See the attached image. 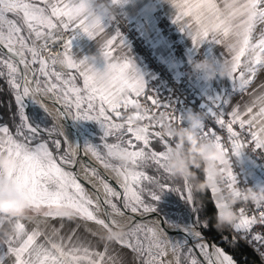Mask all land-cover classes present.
<instances>
[{
  "label": "snow or ice",
  "instance_id": "6c2138e0",
  "mask_svg": "<svg viewBox=\"0 0 264 264\" xmlns=\"http://www.w3.org/2000/svg\"><path fill=\"white\" fill-rule=\"evenodd\" d=\"M91 2L92 0H0V47L7 50V58L0 54V67L7 69V82L14 93L20 119V123L16 125L15 135L9 126L0 124V152H7L10 157H15L19 161L17 165L0 170V184L5 180L8 182L15 180V187L29 208L36 212L42 211L45 217H65L61 209H69L71 212L69 217L78 216L111 231L110 224L116 225V221L106 222L96 215L99 198L93 200L77 174L69 170L76 163L74 153L60 154L59 139L52 140L55 151L50 148L47 140L31 143L39 138L41 131L50 137L62 136L63 133L57 131L55 127L41 129L39 125L30 122L25 111L26 98L40 105L47 113L48 109L42 101L36 99V95H51L53 102L59 105L57 111L61 116L71 115L73 119L95 120L100 123L103 129L100 139L104 141L103 148L106 152H101L98 145L90 142L84 143L85 150L104 168L115 172L122 191H117L96 169H88L86 166V170L101 181L104 203L117 215L124 214L118 204L121 199L123 209L131 213H153L156 206L146 202V192L148 197L156 202L166 188L175 192L181 191L179 188L161 183L158 177L150 176L142 170L144 165L152 162L157 171L162 170L171 176L165 161L169 156L170 141H173L174 137L164 129L174 123H180L181 116L177 117L173 109L171 112H162L159 116L148 108L140 110L137 98L146 94V84L143 77L137 74L131 59L120 60L114 55L118 37L119 44L124 45L118 30L105 41L101 49L105 58L104 68L111 69L108 83L97 82L95 73L99 68L89 64L88 56L79 59L74 56L71 39H64L63 35L58 33L76 30L92 39L103 33L105 27L102 21L95 25L87 22V8ZM170 2L177 10L173 22L192 38L195 46L198 47L209 38L217 44L225 43L230 38L240 40L237 49L229 50L232 56L229 60L231 69L227 77L233 82L234 89L239 86L243 90L256 73L257 66H264V36L257 42H252L255 25L264 22V0H224L223 9L216 0H170ZM111 3L117 5L121 0H111ZM10 14L15 18H9ZM56 44L61 45L62 51L53 54L51 46ZM44 51L48 52V57L43 55ZM252 51H259L261 55L248 56L247 53ZM36 64L39 67L32 68L33 79L29 80L27 73L23 75L20 73L19 65L28 68L29 65ZM57 64L62 65L67 71H58ZM4 75L5 73L0 71V76ZM78 80L82 81V84L78 83ZM30 84L34 87H30ZM146 99L156 108H171L170 105L162 104L156 97L146 96ZM228 103V96H214L210 99L208 111L216 123L227 130L231 153L239 155L245 146L235 125L240 129L247 126L255 149L264 148V94L258 96L244 112H241L237 105L227 113L230 119L226 120L224 105ZM257 105L258 110H254ZM129 108L135 109L133 114L123 116L122 109ZM135 120H148L149 123L137 126ZM156 128L159 130H155ZM200 132L202 138L211 139L214 146L223 153L219 163L224 186L227 189L234 188L237 180L229 164V148L214 131H205L202 127ZM109 137H113L115 142L108 143ZM153 140L160 143L163 150H153L151 148ZM122 147L127 151L134 167L111 162L116 160L115 150ZM145 181L156 188H146ZM183 181L187 189L184 199L192 204V186L187 178H183ZM209 187L214 195L219 191L215 186ZM225 203V200L217 199L216 208L224 206ZM256 205L264 206L262 203ZM4 221V218H0V225ZM257 223L264 225V212L258 217L255 215L249 217L245 214V209L240 208L237 219L230 227L238 234L243 231L245 236L242 238H246L249 230ZM203 226L207 227V223ZM183 231L188 237L203 240L202 233L193 231L192 226L184 227ZM41 235L38 229L27 231L21 218H16L12 234L0 238V245H7V252L0 254V264H4V256L9 254L15 257L14 264L105 262L106 251H96L82 244L66 247L62 241L57 242L51 237H46L44 243H39L38 238ZM237 238L234 236L232 242ZM253 239L264 242V236L260 234L254 235ZM117 241L126 243L129 248L146 256L145 264H162L159 258L166 254L167 245H172L173 251L178 252L187 244V239L182 241L165 239L156 228L142 223L134 224L127 233V239L121 237ZM195 247L199 249L207 264H236L233 257L219 247L212 246L214 251L211 252L205 242L198 243ZM191 251L189 249V253ZM191 264H199V261L193 258Z\"/></svg>",
  "mask_w": 264,
  "mask_h": 264
},
{
  "label": "crops",
  "instance_id": "0c3cea01",
  "mask_svg": "<svg viewBox=\"0 0 264 264\" xmlns=\"http://www.w3.org/2000/svg\"><path fill=\"white\" fill-rule=\"evenodd\" d=\"M216 2L219 7L223 9L224 0H216ZM120 4H122L126 11L137 21L138 27L141 30L143 37L146 38L150 45L161 55V57L170 67H172L174 70H177L178 60L172 51L171 41L165 35L161 34L157 27L159 16L166 15L172 20V22L175 18L177 10L170 0H121ZM104 19H106L108 22V25L105 27V31L96 36V38L92 39L91 41H87V39H80L82 32L75 30L72 38L75 35H77L78 38H71V44L72 52L77 59L83 56H88L92 53H98V51L96 52L94 49V45L98 46L100 49V45L105 43V41L112 35H115L116 31L111 27L110 21L105 15ZM260 24L254 27L252 38L254 35H257L260 38L261 36H264V24H262L263 26ZM175 25L179 28L177 24ZM193 28H195V25H193ZM183 39L191 52L197 47L193 44L192 38L188 34H186ZM234 39L236 38H230L228 40ZM201 44H205L208 47L210 55L218 62L223 60H231L232 53L226 48L225 43L217 44L215 41L209 38L205 39ZM126 46L128 47V45ZM127 51L131 55L129 59H131L132 63L137 65L139 69L138 75L143 77L146 84L147 77L136 54L130 47H128ZM247 55L250 56V52L247 53ZM257 68L259 70L257 69L256 73L252 75L254 80L250 81V83H248L243 90H241L239 86L237 89H234L233 82L231 81V85L229 87L222 89L219 93H216L212 88L204 86L209 80L205 76L200 82V85L202 84V86H199V89L201 93L204 94V98L208 102H210L212 97L217 95L228 96L229 103L224 105V110L228 113H230L237 105L239 106L240 111L244 112L246 107L251 106L258 96L264 94V66H257ZM79 82L81 83L80 80ZM244 118L247 119L246 116ZM17 139L22 138L17 137ZM38 142H40V140H35L31 143L35 144ZM49 146L55 151L54 145L51 141H49ZM248 167H250L252 175L257 184L264 188L263 171L257 165L252 164L251 162H248ZM80 182L84 185L92 199L96 200L87 186L81 180ZM214 197L215 200L218 199L217 194H215ZM96 215L108 222L107 219L100 215L99 211H96ZM13 222L5 220L3 224L0 225V238H6L7 235L12 234ZM21 222L26 226L27 231L30 232L34 229H38L42 233V235L38 238L39 243H44L46 237H51L57 242L62 241L66 247L82 244L96 251H106L104 264H144L143 256L140 253L134 251L132 248H129L126 243L122 244L117 240L106 241L104 239V234L107 229L93 221H88L78 216L55 218L45 217L42 211L36 212L30 210L27 217L21 218ZM110 227L114 228V226L111 224ZM129 231L130 228L123 229L124 235L122 237L127 239V233ZM5 233H7V235H5ZM69 237H71V240H69ZM5 252H7V245H0V254ZM14 262L15 257L13 255L9 254L4 256V264H14Z\"/></svg>",
  "mask_w": 264,
  "mask_h": 264
},
{
  "label": "built area",
  "instance_id": "2783aa9c",
  "mask_svg": "<svg viewBox=\"0 0 264 264\" xmlns=\"http://www.w3.org/2000/svg\"><path fill=\"white\" fill-rule=\"evenodd\" d=\"M112 8L114 14H105V16L110 21L111 27L115 31L118 30L120 32L121 37L136 54L147 77L146 94L137 98L139 100L140 110L142 111L144 108H148L159 116L160 113L171 112L173 109L177 117L181 116L180 123L184 126H187L188 124V121L185 119L186 113H201L204 118L203 129L205 131H214L229 148L228 160L233 173L236 176V186L242 188L248 186L257 189L262 188L254 179L251 169L248 167V162L257 165L264 173V148L255 149L254 142L251 139L247 126L244 129H240L238 125H235L234 127L236 130L241 133L240 139L245 146L239 155L232 154L231 142L228 139L227 130L222 129L216 123L215 118L209 114L208 109L210 102L206 101L204 94H202L199 89V84L196 83L197 81L201 82V80L204 79V75L193 70L192 63L194 61L203 58H211L219 63L210 55L208 47L205 44H200L191 52L187 44L184 42L182 31L168 16H159L157 21L159 32L169 38L172 44V51L178 60L177 70H174L150 45L146 38L143 37L137 21L126 11L124 6L122 4H117L112 5ZM73 31V33H75V30ZM59 49L62 50L61 46ZM52 52L53 54H56V52ZM63 71L67 70L63 69ZM212 82L214 87H219L221 89L227 88L231 85V80L228 77L220 78L217 76L215 79H212ZM146 96L156 97L162 104L170 105L171 108H156L146 99ZM213 110H215V106H213ZM134 111L135 109L132 108L127 110L122 109V115L127 117L128 115L133 114ZM225 113V119H230V116L227 115L228 112L225 111ZM88 122H91V120ZM134 123L137 126H140L148 124L149 121L135 120ZM155 130H159V128H156ZM200 134L202 135L201 132ZM220 189L224 193L228 191L224 186V181L221 183ZM240 208H244L245 214L249 217L253 215L258 217L261 212H264V206L257 207L256 203L251 201H238L234 205V210L237 215ZM230 228L234 230L232 227ZM257 234L264 236V225H260L259 223L253 225L247 233V237L244 239L262 255L264 254V242L253 239V236ZM239 235L242 237L245 236L243 231H241ZM168 255L171 258V264H180L179 260L176 259L177 256L175 251H172L169 248ZM262 256L264 257V255ZM143 259L145 264L147 257L143 256ZM159 259L162 264H168L164 256H161Z\"/></svg>",
  "mask_w": 264,
  "mask_h": 264
},
{
  "label": "clouds",
  "instance_id": "9594fccd",
  "mask_svg": "<svg viewBox=\"0 0 264 264\" xmlns=\"http://www.w3.org/2000/svg\"><path fill=\"white\" fill-rule=\"evenodd\" d=\"M111 0H92L87 8V22L95 25L102 21L105 13L113 15ZM250 12L251 9H248ZM213 31L215 29L213 28ZM240 40H227L225 46L228 50H235L240 46ZM259 51H252L250 56H260ZM88 62L96 65L99 61H104L101 51L88 55ZM195 72L202 73L208 79H215L217 76L224 78L228 76L231 66L229 60H223L217 63L211 58H203L192 63ZM98 83L105 84L110 81L111 69H98L95 73ZM188 121L187 126L181 123H175L164 129L170 132L174 137L173 143L169 145V156L165 161V166L172 177L187 178L192 187L202 190L209 186H215L219 191L217 198L226 201L224 206L217 209L215 223L213 227L219 232L231 226L237 219V213L234 205L238 201H251L253 203H264V188L238 187L228 189L226 193L222 192L220 185L223 182V174L220 169V163L223 153L214 146L211 139L201 137L200 129L204 125V118L201 113L188 112L185 115ZM115 159L122 165L134 167L128 156L127 151L122 147L115 150ZM19 161L15 157H10L7 152H0V170L17 165ZM202 170L205 174L203 181L199 180L198 171ZM210 174V176H209ZM16 181L8 182L5 180L0 184V218L11 222L16 218L27 217L31 210L15 187ZM64 216L69 217V209H61ZM207 223V221H205ZM7 235V233H5ZM124 235L123 227L118 223L111 231L107 230L104 234L106 241H113Z\"/></svg>",
  "mask_w": 264,
  "mask_h": 264
},
{
  "label": "trees",
  "instance_id": "16d2710c",
  "mask_svg": "<svg viewBox=\"0 0 264 264\" xmlns=\"http://www.w3.org/2000/svg\"><path fill=\"white\" fill-rule=\"evenodd\" d=\"M0 54L3 53L0 51ZM4 58L7 57L4 55ZM34 66L35 68L39 67L38 64ZM0 71L5 73L4 76H0V124L9 126L10 130L15 135L16 125L20 123L17 105L14 99V93L7 82V69L0 67ZM27 115L30 118V122L34 125L37 124L49 129L55 127L56 130L59 131L51 116L48 112L46 113L42 107L33 104L28 109ZM79 128L82 130L81 127ZM100 133L101 132L98 127L93 124L89 126L88 131L84 130L85 137L97 143L100 142ZM51 138H53V140H63V136L58 135H53ZM113 141H115V139H113ZM170 143H173V141H170ZM151 148L157 151L163 150V146L155 140L151 142ZM102 151L106 152L104 148H102ZM68 152L72 153L71 149L69 150L68 146L64 142L61 145L60 153L65 154ZM112 161L114 163H119L116 160ZM142 170L150 176L158 177L161 183H166L181 190L180 192H175L170 188H166L163 192H161L160 198L156 202L152 201L150 197H148L147 192L145 193L146 202L154 204L156 206V211L166 216L173 225L201 227L202 230L210 237L215 246L223 249L226 254L231 255L236 264H264V257L261 253L253 248L244 238H242V236L230 227L219 232L213 227L217 208L215 205L216 200L210 187H206L202 190H197L192 187L193 203L190 204L184 199V196L187 195V189L184 187V181L182 178L169 176L163 173L162 170L157 171L156 166L152 162L144 165ZM197 171L199 180L203 181L205 174L202 170ZM144 186L146 188H156L155 185L149 184L146 181L144 182ZM156 190L158 191V189ZM181 193H183V195H181ZM205 221H207V227L203 226ZM234 236L238 238L235 242H232V238ZM224 237H227L228 239L225 240ZM189 249L192 250L191 253H189ZM178 257L180 264H191V260L193 258L198 260L199 264H204L195 251L187 244L178 251Z\"/></svg>",
  "mask_w": 264,
  "mask_h": 264
},
{
  "label": "bare ground",
  "instance_id": "6f19581e",
  "mask_svg": "<svg viewBox=\"0 0 264 264\" xmlns=\"http://www.w3.org/2000/svg\"><path fill=\"white\" fill-rule=\"evenodd\" d=\"M74 31H68V32H64L61 31L58 34H62L64 39H68ZM39 43V42H38ZM61 45L60 44H56V45H52V51L58 53L62 50L59 49ZM44 56L48 57V52L44 51ZM22 68V72L23 74L27 73L28 79L31 80L33 78L32 75V69L30 66H28V68H25L24 65L21 66ZM30 87H33V85H29ZM36 98H39L42 100L43 104L46 106V108L48 109V112L52 115V117L55 118L59 129L61 130V132L63 133L64 137L67 138L68 142H69V147L72 151V153H74L75 156V169L77 172V175L84 180L89 187L91 188V190L93 191V193L96 196V199L99 198V203L104 207V189H103V185L102 183L97 180L94 176H92L90 174V171L86 170V162L84 161V158H88L93 161V163L95 164H101L97 159H95L92 154L90 152H86L85 150V146L84 143L85 142H89L88 140H86L85 135L78 129V127L76 126L73 118L71 117V115L69 116H61L59 114V112L57 111L59 105H57L56 103L52 102L53 98L51 95H36ZM87 154V156H86ZM88 168V166H87ZM89 169V168H88ZM110 171L114 172L112 169H110ZM115 173V172H114ZM107 216L111 219V220H115L116 224L120 223L123 220V215H117L115 213L112 212H106ZM147 223L149 225H152L156 228H158L159 230H161L165 235L168 236L167 233V229H166V222L164 219L160 218V217H153L151 220L147 221ZM176 232L179 233L180 235H185L186 233L183 231V228H175ZM192 230L194 231V229L192 228ZM195 232H200V231H195ZM201 233V232H200ZM169 237V236H168ZM203 237V235H202ZM170 238V237H169ZM188 242L189 244L197 251V253L201 256V258L204 260L205 264H207V262L205 261L203 255L200 253L199 249H197L195 246L198 243L201 242H205L209 245V251H214V248L212 246H214L213 244H209L208 242H206L205 238L203 237V240L201 241L200 239H193L191 237H188ZM171 239V238H170ZM172 240V239H171ZM169 248L173 251L172 245H168Z\"/></svg>",
  "mask_w": 264,
  "mask_h": 264
},
{
  "label": "rangeland",
  "instance_id": "374dc122",
  "mask_svg": "<svg viewBox=\"0 0 264 264\" xmlns=\"http://www.w3.org/2000/svg\"><path fill=\"white\" fill-rule=\"evenodd\" d=\"M9 18H13L12 16H10L9 15ZM103 21H102V24L104 25V27H106L107 25H108V22H107V20L106 19H104V17H103V19H102ZM260 23H257L256 25H255V27L256 26H258ZM262 24H264V23H261L260 25L261 26H263ZM179 26V25H178ZM260 27V26H259ZM262 28V27H261ZM64 32H66V31H64ZM182 33H183V37L186 35V33L185 32H183L182 31ZM74 34H72L71 36H70V39L72 38V36H73ZM73 38H75V39H77L78 37H77V35H75ZM72 38V39H73ZM80 39H87V41H91L92 40V38H89L88 36H87V34H85V33H83L82 32V35H81V37H80ZM123 39V38H122ZM260 39V37L259 36H257V35H254V37L252 38V42L253 43H255V42H257L258 40ZM119 40H120V37H118L117 38V42H116V48H115V52H114V55L118 58V59H120V60H122V59H124V58H128L129 59V57L131 56L129 53H128V51H127V49H128V47L126 46L127 45V42L123 39V41H124V45H120L119 44ZM38 43V42H37ZM71 43H72V41H71ZM95 43H97V42H95ZM39 44V43H38ZM102 44V43H101ZM104 44V43H103ZM102 44V45H103ZM102 45H100L101 47H100V49L98 48V46H95L94 45V49L96 50V52L99 50V51H101V49H102ZM98 48V49H97ZM251 53V52H250ZM43 55H44V52H43ZM29 59H30V57H29ZM134 65V64H133ZM96 66H97V68H99V69H103L104 67H105V62L104 61H99V62H97V64H96ZM134 67H135V69H136V72H137V74H138V72H139V69H138V67H137V65H134ZM56 68H57V70L58 71H63V66L62 65H60V64H57L56 65ZM259 68V67H258ZM257 68V69H258ZM20 69V68H19ZM260 69V68H259ZM258 69V70H259ZM20 73H21V71H20ZM146 75V74H145ZM41 79H43V78H41ZM254 79H253V77H252V79H251V81H253ZM78 83H80L79 82V80L77 81ZM81 83H82V81H81ZM80 83V84H81ZM197 84H199V86L201 87L202 86V84L200 85V81H197L196 82ZM204 86H207V87H209V88H212L216 93L218 92H221V88H219V87H214L213 86V83H212V79H209L206 83H205V85ZM203 86V87H204ZM37 99V98H36ZM30 100V99H29ZM31 101V100H30ZM26 103V102H25ZM31 103H32V105L33 104H35V105H38V104H36V103H34L33 101H31ZM38 106H40V105H38ZM31 107V106H30ZM41 107V106H40ZM257 108H258V105H257ZM254 109V110H258V109ZM25 111H26V114H27V111H28V105H27V103H26V108H25ZM48 114L51 116V114L48 112ZM51 118L53 119V121H54V124H55V126L57 127V129L60 131V129H59V127H58V124H57V122H56V120H55V118L54 117H52L51 116ZM74 120V122H75V124H76V126L78 127V129L80 130V128L79 127H81L82 128V130H80L83 134H84V130H86V131H88L89 130V126H91L92 124L93 125H96L97 127H98V129L100 130V137L103 135V133H102V131H103V129H102V127H101V125L99 124V122H97V121H92L91 120V122H88L89 120H82V119H73ZM43 126H40V128L41 129H45L46 127H43ZM49 129V128H48ZM61 132V131H60ZM85 135V134H84ZM63 136V140H61V139H59V140H61V145L65 142L66 143V145L68 146V149L70 150V147H69V142H68V140H67V138H65L64 137V135H62ZM52 137V136H51ZM46 132H43V131H41V134H40V136H39V138L37 139V140H47V141H51L52 142V140H53V138H51ZM113 137H109L108 138V143H113V142H115V141H113ZM86 140H88L87 138H86ZM93 142V141H92ZM95 145H98L99 147H100V149H102L103 148V143H104V141H102L101 139H100V142H93ZM61 154V153H60ZM74 158H75V156H74ZM76 159V158H75ZM101 176V175H100ZM95 177V176H94ZM101 177H103V176H101ZM96 178V177H95ZM104 178V177H103ZM97 179V178H96ZM105 180H107L106 178H104ZM97 180H99V179H97ZM100 181V180H99ZM108 181V180H107ZM101 182V181H100ZM109 182V181H108ZM114 187V186H113ZM87 188H88V186H87ZM115 188V187H114ZM89 189V188H88ZM118 191V190H117ZM91 192V191H90ZM92 193V192H91ZM93 194V193H92ZM93 196H94V198L96 199V196L93 194ZM97 200V199H96ZM118 204H119V202H118ZM120 206V205H119ZM98 211H99V213H100V215L101 216H103L105 219H106V215H105V213H104V210H103V208H102V206L100 205V203H99V209H98ZM110 212H111V210H110ZM138 213H143V212H138ZM123 220L119 223V225H121V226H124L125 224H126V222H127V218H126V216H125V214H123ZM142 224H144V225H147V226H149V227H153V228H156V227H154V226H152V225H149L148 223H142ZM134 227V226H133ZM160 233H161V235H163L164 236V238L165 239H170L167 235H165L161 230H159L158 228H156ZM171 240V239H170ZM175 241H178V240H175ZM187 245L188 246H190L191 248H192V246L187 242ZM176 252V251H175ZM165 255H164V258H166V260H167V262H168V264H171V261H170V257H169V255H168V253H169V246L167 245L166 247H165ZM176 259L177 260H179V257H178V252H176ZM163 257V256H162ZM205 264V263H204Z\"/></svg>",
  "mask_w": 264,
  "mask_h": 264
},
{
  "label": "water",
  "instance_id": "95a60500",
  "mask_svg": "<svg viewBox=\"0 0 264 264\" xmlns=\"http://www.w3.org/2000/svg\"><path fill=\"white\" fill-rule=\"evenodd\" d=\"M0 51L7 57V50L6 49H4V48H2V47H0ZM21 66L22 65H19V68H20V71H21V74L23 75V72H22V68H21ZM30 67H31V69L32 68H35V66L34 65H29ZM33 79V78H32ZM33 87H34V85H33ZM37 100H39V101H42L41 99H39V98H37ZM26 103H27V105H28V109L30 108V106H32V103H31V101L29 100V99H27L26 98V101H25ZM52 102H53V100H52ZM52 116V115H51ZM61 131V130H60ZM87 138V137H86ZM88 139V138H87ZM88 141L90 142V143H93L91 140H89L88 139ZM94 144V143H93ZM100 151L101 152H103L102 151V149H100ZM86 156H87V154H86ZM84 161L86 162V165L88 166V168L89 169H92V168H94V169H96V171L99 173V175H101V176H103L104 178H106L108 181H109V183L112 185V186H114L118 191H122L120 188H119V185H118V183H117V176H116V174L114 173V172H112V171H110V169H106V168H104L103 167V165L102 164H95V163H93V161H91L89 158H88V156H87V158H84ZM112 163H114L113 161H111ZM115 164V163H114ZM70 170H72L73 172H75L76 174H77V172H76V169H75V165L70 169ZM78 176V175H77ZM78 178L86 185V186H88V188H89V190L93 193V191L91 190V188L89 187V185L84 181V180H82L79 176H78ZM94 194V193H93ZM95 195V194H94ZM101 205V204H100ZM119 205H120V207H121V209H122V211H123V213L125 214V216H126V218H127V222H126V224L124 225V226H122L123 227V229H129V228H131V227H133V225L134 224H136V223H147V221H149V220H151L153 217H160V218H162V219H164L165 220V222H166V229H167V233H168V236L173 240V241H175V240H184V239H187V242H188V234L186 233L185 235H180L179 233H177L176 232V230H175V228H184V227H186V226H178V225H176L177 227H175V225H173L170 221H169V219L166 217V216H164L163 214H161V213H159V212H157V211H155V212H153V213H131L130 211H128V210H125V209H123V207H122V199H121V202H119ZM102 206V205H101ZM102 208H103V210H104V213H105V215H106V219L108 220V222L111 220L108 216H107V214H106V212H110V209L108 208V206L104 203V207L102 206ZM112 226H116V225H112ZM192 228L194 229V231H200L201 233H202V235H203V237L205 238V240H206V242H208L209 244H213L214 246H215V244L212 242V240L210 239V237L202 230V228L201 227H199V226H192ZM189 243V242H188ZM192 249L195 251V253L198 255V257L201 259V261L203 262V263H205L204 262V260L201 258V256L197 253V251L192 247Z\"/></svg>",
  "mask_w": 264,
  "mask_h": 264
}]
</instances>
